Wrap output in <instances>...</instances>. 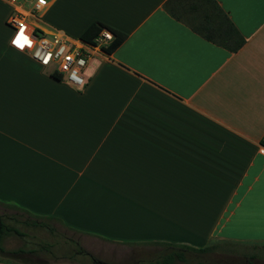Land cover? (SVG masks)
<instances>
[{
  "label": "crops",
  "instance_id": "0c3cea01",
  "mask_svg": "<svg viewBox=\"0 0 264 264\" xmlns=\"http://www.w3.org/2000/svg\"><path fill=\"white\" fill-rule=\"evenodd\" d=\"M13 1L0 0V206L112 264L178 244L212 248L173 264H264V0H216L245 39L235 51L165 0H48L31 18L45 33L77 37L93 20L125 33L93 49L80 87L18 48Z\"/></svg>",
  "mask_w": 264,
  "mask_h": 264
},
{
  "label": "trees",
  "instance_id": "16d2710c",
  "mask_svg": "<svg viewBox=\"0 0 264 264\" xmlns=\"http://www.w3.org/2000/svg\"><path fill=\"white\" fill-rule=\"evenodd\" d=\"M164 9L175 19L186 24L191 30L201 35L206 40L223 46L229 51H235L244 42L243 35L239 32L233 24L227 13L217 3L216 0H165L163 3ZM108 29L111 32V38L100 47L105 52L112 51L125 37V33L108 26L98 20L91 21L78 35L83 41L94 43V37L102 29ZM52 77L59 79L60 73L50 71ZM27 213V212H26ZM12 220H17L14 214L7 216ZM24 224L39 225L46 227L49 231L54 228L44 218L39 216H30L28 213L26 217L21 220ZM22 235L23 232L13 225L7 224L0 217V253L8 258L16 260L19 264H43V260L36 254L39 250L35 248L16 247L13 249H5L1 245L2 239L7 234ZM74 248L72 253H79L85 255L92 264H112L108 261L100 259L85 249L78 240H73ZM166 245H173L167 242H160ZM41 249L45 250L51 257L52 254L49 243L40 245ZM158 252L153 259L148 260L151 264H173L174 260L184 262L188 259L189 252H205L212 248L210 245L201 247H191L186 244H178L171 246ZM41 259V260H40ZM195 264H223L215 261H196Z\"/></svg>",
  "mask_w": 264,
  "mask_h": 264
},
{
  "label": "built area",
  "instance_id": "2783aa9c",
  "mask_svg": "<svg viewBox=\"0 0 264 264\" xmlns=\"http://www.w3.org/2000/svg\"><path fill=\"white\" fill-rule=\"evenodd\" d=\"M48 0H14L5 17V23L17 33L16 45L36 62L50 71L60 73L72 84L84 83L82 69L88 55L95 47L106 43L111 32L102 28L94 37V43L83 41L78 36H69L54 28L45 33L31 18L36 17Z\"/></svg>",
  "mask_w": 264,
  "mask_h": 264
},
{
  "label": "rangeland",
  "instance_id": "374dc122",
  "mask_svg": "<svg viewBox=\"0 0 264 264\" xmlns=\"http://www.w3.org/2000/svg\"><path fill=\"white\" fill-rule=\"evenodd\" d=\"M93 65H95L94 61H92L91 64L88 65L85 70L86 73L93 67ZM10 214H14L17 220H12L8 218L7 216ZM0 217L7 224L13 225L23 232L22 235H17L14 233L5 235L3 237L4 240L2 239L3 245L5 247H16L18 245H21L23 247H33L35 249L38 248V256L44 261L43 264H91V262L85 255L79 253H72V250L74 248L73 240H78L80 238L83 241L82 236L73 232L72 230L63 228L62 226H59L57 224H55L54 226L52 225L54 228L53 231H49L44 226L24 224L23 222H21V220L26 217L25 213L18 211L14 212L12 209H6L2 206H0ZM84 239L87 241L91 238L84 237ZM43 243L50 244V249L52 250V254L55 255V257H51L48 253L45 252V250L41 249L40 245ZM99 249L100 251H102V253L106 255L105 257L109 261L117 260L118 257H120V252L117 253L116 251H111L109 249H106V247H100ZM157 251V249H152L149 252L146 250L142 252H136L137 256L139 255L140 258L144 259L139 260L136 264L149 263L148 260L153 259V256L157 253ZM65 258L69 259L70 262L60 260H64ZM124 258L130 261V263L133 262V260L135 259L133 255H124ZM11 260L16 261L14 259ZM218 260L221 262L224 261L223 259ZM232 263L242 264L243 260H241V258H237V260L232 261Z\"/></svg>",
  "mask_w": 264,
  "mask_h": 264
}]
</instances>
